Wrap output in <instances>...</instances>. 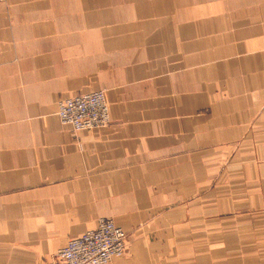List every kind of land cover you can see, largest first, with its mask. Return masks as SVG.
Wrapping results in <instances>:
<instances>
[{
	"label": "crops",
	"instance_id": "0c3cea01",
	"mask_svg": "<svg viewBox=\"0 0 264 264\" xmlns=\"http://www.w3.org/2000/svg\"><path fill=\"white\" fill-rule=\"evenodd\" d=\"M100 90L108 127L62 124ZM102 218L110 264H264V0H0V264Z\"/></svg>",
	"mask_w": 264,
	"mask_h": 264
},
{
	"label": "built area",
	"instance_id": "2783aa9c",
	"mask_svg": "<svg viewBox=\"0 0 264 264\" xmlns=\"http://www.w3.org/2000/svg\"><path fill=\"white\" fill-rule=\"evenodd\" d=\"M57 115L74 131L103 129L110 125L105 91L61 100ZM128 234L109 218L99 220L95 229L70 239L50 260L40 264H110L127 251Z\"/></svg>",
	"mask_w": 264,
	"mask_h": 264
}]
</instances>
